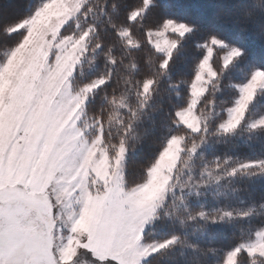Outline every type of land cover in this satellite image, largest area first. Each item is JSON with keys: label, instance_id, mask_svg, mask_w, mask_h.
<instances>
[{"label": "snow or ice", "instance_id": "snow-or-ice-1", "mask_svg": "<svg viewBox=\"0 0 264 264\" xmlns=\"http://www.w3.org/2000/svg\"><path fill=\"white\" fill-rule=\"evenodd\" d=\"M0 264H264V0H0Z\"/></svg>", "mask_w": 264, "mask_h": 264}]
</instances>
